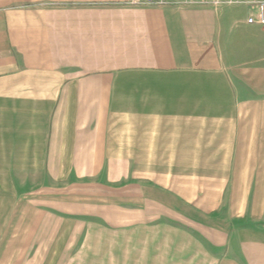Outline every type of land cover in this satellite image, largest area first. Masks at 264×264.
<instances>
[{
  "label": "crops",
  "instance_id": "obj_1",
  "mask_svg": "<svg viewBox=\"0 0 264 264\" xmlns=\"http://www.w3.org/2000/svg\"><path fill=\"white\" fill-rule=\"evenodd\" d=\"M237 9L0 0V180L41 200L0 264H264V97L215 87Z\"/></svg>",
  "mask_w": 264,
  "mask_h": 264
},
{
  "label": "rangeland",
  "instance_id": "obj_2",
  "mask_svg": "<svg viewBox=\"0 0 264 264\" xmlns=\"http://www.w3.org/2000/svg\"><path fill=\"white\" fill-rule=\"evenodd\" d=\"M11 6L18 7L19 2L13 3ZM236 6L238 9L233 12L236 19L229 22L224 28L220 42L222 51L220 53L221 74L219 76L227 79L230 84L226 85V81L221 79L215 87L221 93L227 92L228 89L235 92L237 94V101H235L237 108H242V103L249 100L253 108L258 109L259 100L264 97L262 94L264 93V28L247 26L246 20L253 9L242 3ZM220 104V107H224L225 102L222 101ZM14 174L13 172V178L17 176ZM36 183L39 182L13 179L10 182L11 195L5 196L3 189L7 186V182L0 180V221L7 219V217L4 218L5 215H9L4 212L5 206L11 207L13 217L15 211L25 205L26 202L41 203L37 196L20 197L19 194L20 189L29 188V185L34 187ZM10 231L14 230L0 228L1 234ZM79 263L78 261L75 262V264ZM60 264H72V262L61 261Z\"/></svg>",
  "mask_w": 264,
  "mask_h": 264
},
{
  "label": "built area",
  "instance_id": "obj_3",
  "mask_svg": "<svg viewBox=\"0 0 264 264\" xmlns=\"http://www.w3.org/2000/svg\"><path fill=\"white\" fill-rule=\"evenodd\" d=\"M240 3L256 10V14L251 13L248 16L246 24L250 27L264 28V0H126V4L132 7L188 6L192 9L199 6H236Z\"/></svg>",
  "mask_w": 264,
  "mask_h": 264
},
{
  "label": "bare ground",
  "instance_id": "obj_4",
  "mask_svg": "<svg viewBox=\"0 0 264 264\" xmlns=\"http://www.w3.org/2000/svg\"><path fill=\"white\" fill-rule=\"evenodd\" d=\"M252 13H253V14H256V10L254 9V10L252 11Z\"/></svg>",
  "mask_w": 264,
  "mask_h": 264
}]
</instances>
